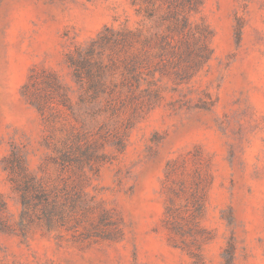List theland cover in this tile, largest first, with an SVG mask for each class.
I'll list each match as a JSON object with an SVG mask.
<instances>
[{
  "label": "rangeland",
  "instance_id": "1",
  "mask_svg": "<svg viewBox=\"0 0 264 264\" xmlns=\"http://www.w3.org/2000/svg\"><path fill=\"white\" fill-rule=\"evenodd\" d=\"M0 264H264V0H0Z\"/></svg>",
  "mask_w": 264,
  "mask_h": 264
}]
</instances>
